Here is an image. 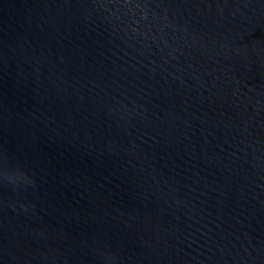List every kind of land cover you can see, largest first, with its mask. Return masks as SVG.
Listing matches in <instances>:
<instances>
[{"label":"water","instance_id":"95a60500","mask_svg":"<svg viewBox=\"0 0 264 264\" xmlns=\"http://www.w3.org/2000/svg\"><path fill=\"white\" fill-rule=\"evenodd\" d=\"M0 264H264V0H0Z\"/></svg>","mask_w":264,"mask_h":264},{"label":"clouds","instance_id":"9594fccd","mask_svg":"<svg viewBox=\"0 0 264 264\" xmlns=\"http://www.w3.org/2000/svg\"><path fill=\"white\" fill-rule=\"evenodd\" d=\"M23 171V175L27 178V180L30 182L31 180V177L28 176V174L24 171ZM21 174V170L20 169H15V170H11V169H5L4 172H3V176L6 180H9L11 181L13 179V176L14 175H20ZM23 206V205H22Z\"/></svg>","mask_w":264,"mask_h":264}]
</instances>
